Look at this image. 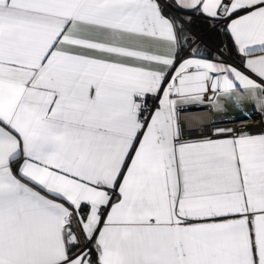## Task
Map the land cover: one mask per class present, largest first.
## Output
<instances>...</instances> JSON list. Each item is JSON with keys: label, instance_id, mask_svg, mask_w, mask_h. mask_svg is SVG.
Listing matches in <instances>:
<instances>
[{"label": "snow or ice", "instance_id": "obj_1", "mask_svg": "<svg viewBox=\"0 0 264 264\" xmlns=\"http://www.w3.org/2000/svg\"><path fill=\"white\" fill-rule=\"evenodd\" d=\"M0 264H264V0H0Z\"/></svg>", "mask_w": 264, "mask_h": 264}, {"label": "built area", "instance_id": "obj_2", "mask_svg": "<svg viewBox=\"0 0 264 264\" xmlns=\"http://www.w3.org/2000/svg\"><path fill=\"white\" fill-rule=\"evenodd\" d=\"M228 126H233V125H228ZM236 127H241V125L240 124H237V125H235ZM244 126L245 127H247V128H250V129H253V130H258L259 128H260V122H259V120H257L254 124L252 123V122H246L245 124H244Z\"/></svg>", "mask_w": 264, "mask_h": 264}, {"label": "crops", "instance_id": "obj_3", "mask_svg": "<svg viewBox=\"0 0 264 264\" xmlns=\"http://www.w3.org/2000/svg\"><path fill=\"white\" fill-rule=\"evenodd\" d=\"M244 111H247L248 110V108L246 107L245 109H243ZM238 113H232V115H237Z\"/></svg>", "mask_w": 264, "mask_h": 264}]
</instances>
